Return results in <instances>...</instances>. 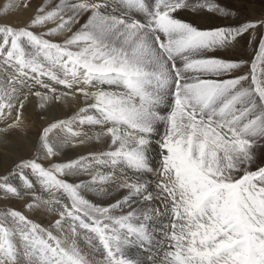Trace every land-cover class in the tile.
<instances>
[{"label": "snow or ice", "instance_id": "snow-or-ice-1", "mask_svg": "<svg viewBox=\"0 0 264 264\" xmlns=\"http://www.w3.org/2000/svg\"><path fill=\"white\" fill-rule=\"evenodd\" d=\"M30 7L5 3L0 18ZM188 7L45 0L27 23H0V132L23 127L33 98L41 110L79 105L42 126L32 159L0 175V194H31L28 210L55 217L44 227L0 211V264H264V36L251 61L214 54L264 19L201 30L176 17ZM192 8L233 15L214 0ZM92 143L104 148L58 159ZM125 170L132 176L117 183ZM153 172L157 181L144 179ZM113 189L124 190L114 203L87 198ZM160 215L169 222L158 234ZM153 247L160 255L146 260L127 254Z\"/></svg>", "mask_w": 264, "mask_h": 264}, {"label": "bare ground", "instance_id": "bare-ground-1", "mask_svg": "<svg viewBox=\"0 0 264 264\" xmlns=\"http://www.w3.org/2000/svg\"><path fill=\"white\" fill-rule=\"evenodd\" d=\"M3 1L4 4L8 2L16 3L14 0H13L14 2L12 0H0V8H2V6L4 5L2 4ZM31 5L32 7L27 9H20L18 11L14 10L11 12V14L0 18V20L18 25L25 24L33 15L37 7L33 2H31ZM220 7L223 8L222 3ZM255 9L256 8L247 9L248 12L247 14L250 15L254 14ZM175 15L178 19L181 20L184 19L185 22H186V17H191L192 15H195L198 19L197 23H191L189 22V19L187 20V23H190L201 30H209L205 28V26H207V24L209 23L212 24L213 28L226 27V26L234 27L237 26L239 23H243L241 19L237 18L238 16H235L236 19H233L231 16H222L216 11H209L207 8H202V9L198 8L195 11L192 8L181 9ZM245 42L246 41L244 37H241L239 39L238 44H235L233 47L228 49L217 50L214 54L221 58L237 60L238 58L237 56L244 53L243 45L245 44ZM242 69L248 70L247 66H243ZM78 106H79L78 104L69 101V103L67 104H63V105L53 104L51 108L41 110L38 107L37 101L33 98L25 109V113H24L25 120L23 127L19 129H14L8 133L0 132V175H4L12 171L15 162H18L20 159L30 157L32 155L35 156L36 140L41 131L42 126L46 125L48 121L51 120L53 117H59L63 119L66 117V115H71L73 112L77 110ZM4 126L5 125L3 123H0V128H3ZM84 131H89V129L85 128ZM103 148L104 145L96 144V143L86 144V145H76L75 147H70L65 149L58 159L60 161H66L68 159H74L78 156L87 155L89 152L98 151ZM153 156H155V153H153ZM257 156L260 158H264V152L261 150L259 151L257 150ZM40 162L44 163L45 165L48 164V161L46 160H41ZM153 173L154 174L151 173L148 176L144 177V179L151 180L152 182L157 181L159 177L155 172ZM125 174L127 176H132L131 171L125 170L124 174L118 172L116 176V182L117 183L123 182V180L125 179ZM66 179L72 182H76L79 179L87 180L88 176L85 175L79 178L67 177ZM13 184L21 188L23 187L22 181L19 178L13 179ZM37 195L43 196V198L45 199L49 198L45 193L40 192L38 187H37ZM123 195H124V190L117 191L113 189L111 195L97 196L95 193L90 192L88 193L87 198L90 199L93 203H103L104 205H107L109 203H114L115 199L121 198ZM31 200H32L31 194L25 196L24 198H7L2 194H0V211L6 208L16 209L22 211L29 219L43 225L44 227H48L54 221L55 217L42 209L39 210L34 209L31 211L28 210L26 208V204ZM158 203L159 202H156V204H154L153 207H156ZM113 214L119 215L121 213L119 210H117ZM168 222H169V218L167 215H160L154 219V221L152 222V227L159 234L160 229H162L165 225H167ZM129 250H132V254L130 255L127 252L129 256L144 260L147 259V256L149 254L153 256L160 255L159 250L155 247H153L151 252H147V251L142 252L141 250L136 248H131Z\"/></svg>", "mask_w": 264, "mask_h": 264}, {"label": "rangeland", "instance_id": "rangeland-1", "mask_svg": "<svg viewBox=\"0 0 264 264\" xmlns=\"http://www.w3.org/2000/svg\"><path fill=\"white\" fill-rule=\"evenodd\" d=\"M14 1L16 3L19 2L18 0H14ZM31 2H33L36 6H38L39 4L45 2V0H31ZM188 2H189L188 8H192V5H195L198 2L204 3L205 0H203V1L202 0H192V1L188 0ZM214 2L218 5L220 4L219 6H221V3H222L223 8H225L229 12L233 13V15H230L233 19H236L235 16H238L237 18L241 19L243 22H245L246 20L256 21V20L264 19V0H220V1L214 0ZM2 4H4V1L2 2ZM252 6H254V7H252ZM188 8H186V9H188ZM249 8H256L254 10V14H252V15L247 14L248 13L247 9H249ZM84 18L86 19V17H84ZM84 18H82L83 20L81 19V23L84 22V20H85ZM188 19H189V22H191V23H197V21H198V19L195 15H192L191 17H186V22ZM183 21H184V19H183ZM0 23H5V21L0 20ZM205 28L210 29V28H213V26L211 23H209V24H207V26H205ZM246 35L244 34L242 36V37H244V39L246 41L245 44L243 45V52L244 53L241 55H238L237 60L251 61L252 59H254L255 52L258 50L259 40L261 39L262 36H264V29L258 28L254 33H246ZM244 66H247V68L250 67L249 64H246ZM246 72H247L246 69L238 70L237 72H234V73L230 74V76L225 77V78H231V77L236 76V75H244V74H246ZM262 143H264V142H262ZM259 150L264 152V149H258V151ZM33 157H34V155H32L30 157L23 158V159H32ZM152 174H154V173H152ZM128 254L129 255L132 254V250H129Z\"/></svg>", "mask_w": 264, "mask_h": 264}]
</instances>
